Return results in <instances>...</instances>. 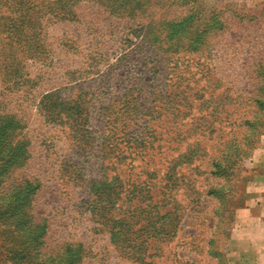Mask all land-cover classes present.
<instances>
[{"label":"rangeland","instance_id":"rangeland-1","mask_svg":"<svg viewBox=\"0 0 264 264\" xmlns=\"http://www.w3.org/2000/svg\"><path fill=\"white\" fill-rule=\"evenodd\" d=\"M261 159L264 0H0V264H232Z\"/></svg>","mask_w":264,"mask_h":264},{"label":"crops","instance_id":"crops-1","mask_svg":"<svg viewBox=\"0 0 264 264\" xmlns=\"http://www.w3.org/2000/svg\"><path fill=\"white\" fill-rule=\"evenodd\" d=\"M264 167V160L259 163ZM244 224L223 246L232 264H264V173L253 179L245 191Z\"/></svg>","mask_w":264,"mask_h":264},{"label":"trees","instance_id":"trees-1","mask_svg":"<svg viewBox=\"0 0 264 264\" xmlns=\"http://www.w3.org/2000/svg\"><path fill=\"white\" fill-rule=\"evenodd\" d=\"M175 34H178V33H176V32H173V33H172V36L174 35L173 37H175V36H176ZM196 42H197V44H199V43H201V42H202V40H201V39H199V40H197Z\"/></svg>","mask_w":264,"mask_h":264}]
</instances>
